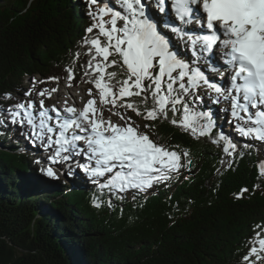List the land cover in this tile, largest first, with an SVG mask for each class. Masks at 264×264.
I'll use <instances>...</instances> for the list:
<instances>
[{
	"label": "trees",
	"instance_id": "obj_1",
	"mask_svg": "<svg viewBox=\"0 0 264 264\" xmlns=\"http://www.w3.org/2000/svg\"><path fill=\"white\" fill-rule=\"evenodd\" d=\"M88 13V0H0V109L31 100L23 99L22 93L33 87V78L44 81L36 84L35 96L41 89L66 82V68L76 52L81 55L73 85L93 87L82 67L89 59L81 47L93 23ZM6 93L12 99H4ZM186 102L193 110L204 111L203 101L187 97ZM4 115L0 264H242L256 225H264V178L259 176L264 142L238 135L240 143L229 157L223 143L193 138L171 124V113L169 120L146 121L129 111L127 115L142 122L155 142L188 150L190 171L182 169L167 184L137 193L135 200L126 194L118 199L107 190L101 194L82 171L86 188L81 184L82 189L73 190L60 182L56 192H49L53 180L42 171L50 165L49 150L32 142L26 124H12L7 112ZM216 118L213 138L221 129V118ZM23 146L29 148L19 152ZM222 160H231V167L222 165ZM243 188L248 191L236 199ZM45 192L51 194L44 196ZM94 196L102 207L93 206Z\"/></svg>",
	"mask_w": 264,
	"mask_h": 264
},
{
	"label": "snow or ice",
	"instance_id": "obj_2",
	"mask_svg": "<svg viewBox=\"0 0 264 264\" xmlns=\"http://www.w3.org/2000/svg\"><path fill=\"white\" fill-rule=\"evenodd\" d=\"M168 2L158 0L161 13L166 12ZM88 6L93 23L86 29L81 47L89 58L82 65L86 82L93 85L88 89L89 99L82 108L69 105L67 100L62 109L55 105L47 108L45 99H51L59 89H41L36 92L41 97L38 106L28 100L0 109V125L5 123V112L12 124H26L32 142L51 150L48 160L66 164L68 175L73 174L70 162L80 157L84 162L75 161L77 168L92 178L101 194L107 190L118 199L131 193L135 200L136 193L167 184L182 169L190 171L192 164L188 150L176 151L155 142L127 115L129 111L146 121L169 120L171 113V124L193 138L208 137L214 144L223 143V152L232 157L236 144L222 133L213 138L211 113L197 112L186 102L187 97L202 100L197 91L207 88L216 94L214 103L221 98L230 102L231 116L242 122L235 125L240 136L264 142V0H170L169 11H174L181 25L195 21L205 33L195 36L191 35L194 29L185 31L171 15L161 19L153 14L150 18L144 0H88ZM158 24L180 38L187 37L194 53L197 45L201 54H211L218 46L231 73L230 86L225 89L211 82L200 67L182 60ZM80 55L74 53L66 68L68 87L75 79ZM199 59L198 55L194 63ZM210 70L218 71L215 67ZM48 79L58 82L60 78ZM31 83L33 87L25 96H31L36 84L44 81L33 78ZM4 99H12L11 94L6 93ZM105 111L119 117L121 123L106 119ZM144 127L151 129L153 125ZM221 163L230 168L232 161ZM42 171L52 179L59 178L51 166ZM259 176L264 178V163L259 165ZM247 191L241 189L235 198H243ZM92 204L102 207L96 196ZM112 206L110 198L108 207ZM256 229L242 264H264V225H256Z\"/></svg>",
	"mask_w": 264,
	"mask_h": 264
},
{
	"label": "rangeland",
	"instance_id": "obj_3",
	"mask_svg": "<svg viewBox=\"0 0 264 264\" xmlns=\"http://www.w3.org/2000/svg\"><path fill=\"white\" fill-rule=\"evenodd\" d=\"M105 19L107 20L108 17H105ZM174 51H175V50H174ZM67 83H68V82H65V83H57V84H55V86H54L53 88H58L59 90H58L57 92H54V93L52 94L51 99H45V107H47V108H51V106H53V105H55L56 107H57V105H58V106H61L62 103H64L65 100H67L68 103H69L70 101H73V100L75 101V100H76V102H77L80 106L83 107L84 102L82 101V99H83V95H84V90H85L86 88H85V87H81V88H79V89H71L70 87L67 86ZM24 85H25V86H28L29 84L27 83V81H24ZM25 92H26V91H24V92L22 93V98L25 99V98L31 97V98H32V101H34L35 104L38 106V104H39V100L41 99V97H39V96H35V95L25 96V94H24ZM69 94L73 96V98H74L73 100H69V99L67 98V96H68ZM94 94H95V90H94ZM86 97H87V99H89V96H88L87 92H86ZM87 99H86V100H87ZM212 103H214V102H212ZM209 112H210V110H209ZM212 114H213L212 118H215L216 116H218V115L220 114L219 111H218V108H211V115H212ZM104 116H105L106 119L110 117L111 120H112L114 123H121V121L119 120V117L114 116V115H113V116H110V113L107 112V111H105ZM137 124H139L141 130L144 131V130H143V124H142L141 122H138ZM224 126H225V128H224V130H222V134H224L225 136L229 137V138L232 140L233 143H235V144H239V143H240L239 140L236 139V138L233 136V133H231V132H230V129L228 128V127H230V126H227L226 124H225ZM229 133H231V134H229ZM248 142H249V141H248ZM248 142H247V143H248ZM249 144H250V142H249ZM261 148H262V147H261ZM261 148H260V147H257L258 150H260ZM24 151H25V150H20V152H24ZM70 163H71V162H70ZM74 165H75V164H72V163H71V168H75ZM49 166L53 167L54 171L57 172V175H58L59 178H58V179H53L52 183L49 184V186H51V187H50L47 191H49V192H56V190H57V185H58L60 182H64V183H66V184H68V185H71L70 182H74V181H75V184L78 182V183L82 184L84 188L87 187L86 184L81 183V181H84V178H83V176H81V174H80L79 172L74 171L75 169H72V171H73V174H72V175H74L75 180L72 179V175H68V174H67L68 171H69V168H68V166H67L66 164H52V163L50 162V165H49ZM47 178H50V177L47 176ZM50 179H51V178H50ZM71 187H72L73 189H76V188L73 187L72 185H71ZM50 194H51V193H48V192L43 193L44 196H46V195L49 196ZM136 194H137V193H136ZM126 195H132V194H131V193H128V194H126Z\"/></svg>",
	"mask_w": 264,
	"mask_h": 264
},
{
	"label": "bare ground",
	"instance_id": "obj_4",
	"mask_svg": "<svg viewBox=\"0 0 264 264\" xmlns=\"http://www.w3.org/2000/svg\"><path fill=\"white\" fill-rule=\"evenodd\" d=\"M146 10H150L149 11V16H150V18H151V16L153 15V14H155V16H157L158 18H161V16L160 15H158L157 13H155L153 10H152V8L150 7V6H146ZM158 30H160L163 34H166V36H167V38L170 40V44H172L173 45V47H172V50L174 51L175 49H176V47L178 46V44H183L184 42H185V39L187 38V37H184V38H180V37H178L176 34H174V33H172L171 31H170V28H167V27H164L162 24H158ZM185 31H187L186 29H185ZM188 39V38H187ZM178 53V55H179V57L182 59V60H184L185 62H188V63H190V65L191 66H193L194 67V65H195V61L197 60V59H195L194 60V57H190V59H192L191 60V62H189L188 61V56H187V54L186 55H184V51L182 50L180 53L179 52H177ZM194 60V62L192 63V61ZM218 63L217 62H215L214 64H213V66L212 67H215L216 69H218ZM201 71H203L204 73H205V75L206 76H208L209 77V80L211 81V82H215V83H217V84H219L220 86H223V84H224V79H222V78H219V75H218V71H211V70H208V69H201ZM27 91V90H26ZM214 93V92H213ZM214 95H216L215 93H214ZM223 100H225V99H223V98H221L220 99V101H223ZM213 115V114H212ZM134 120V119H133ZM220 120V119H219ZM142 123V122H141ZM217 130V129H216ZM215 130V131H216ZM246 146V145H245ZM223 147V146H222ZM72 164H75L74 166L76 167V163H75V159L71 162ZM52 179V178H51Z\"/></svg>",
	"mask_w": 264,
	"mask_h": 264
}]
</instances>
